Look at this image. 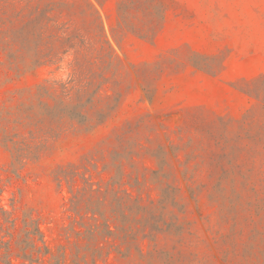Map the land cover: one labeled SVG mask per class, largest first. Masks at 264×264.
Returning a JSON list of instances; mask_svg holds the SVG:
<instances>
[{
	"label": "rangeland",
	"instance_id": "374dc122",
	"mask_svg": "<svg viewBox=\"0 0 264 264\" xmlns=\"http://www.w3.org/2000/svg\"><path fill=\"white\" fill-rule=\"evenodd\" d=\"M47 7L53 12L32 30L41 50L61 55L59 38L75 31L91 46L92 72L108 54L102 26L115 59L102 92L111 98L18 173L0 141L5 208L39 220L53 257L65 253L61 264H76L84 242L64 235L70 193L56 175L85 165L95 182H118L145 204L162 194L176 199L163 205L159 232L147 229L151 237L129 257L113 253L98 264H264V0H0V100L67 79L72 53L34 67L14 39L20 23ZM21 228L19 221L16 238ZM13 248V264H23ZM54 263L51 256L39 264Z\"/></svg>",
	"mask_w": 264,
	"mask_h": 264
},
{
	"label": "trees",
	"instance_id": "16d2710c",
	"mask_svg": "<svg viewBox=\"0 0 264 264\" xmlns=\"http://www.w3.org/2000/svg\"><path fill=\"white\" fill-rule=\"evenodd\" d=\"M88 7L97 19L98 12L89 1ZM53 10L54 8L47 7L39 16L23 21L14 35L23 55L21 59L34 67L56 66L62 62L61 56L69 53L74 56L67 79H45L27 96L25 91H20V101L0 100V141L11 153L14 173H18L30 162L39 161L51 142L68 126L88 124L91 112L101 101L111 98L103 97L102 92L111 80L106 78L105 71L111 72L114 69L115 59L109 42L104 39L102 26L99 24L98 36L103 42V49L105 44L108 46V54L102 56L103 69L92 72L88 58V52L91 51L89 42L75 31H66L65 23L62 28L66 35L59 38L61 44L67 47L62 54L53 50H41L37 42L39 35L32 32L33 26L40 24L41 18H46L48 12ZM15 24L12 22V25ZM107 105L110 110L111 105ZM107 117L104 111L98 113L101 122ZM83 169L84 171H80L74 166L61 168L56 175L59 186L62 187L63 182H66L70 193L65 201L69 224L64 228V235L69 241L76 238L84 242V247L79 246L74 261L76 264H81L82 261L88 263L89 257L88 264H98L99 260L106 261L113 253L129 257L134 244L140 239L151 237V234H147V229H151V232L160 231L158 226L164 218L163 205L168 200L175 202L176 199L172 194H162L159 200H149L145 204L140 196H135L122 184L115 181L105 185L97 183L88 176L87 166L84 165ZM139 183L137 180L136 185ZM19 221L22 224L21 236L16 238L14 231L17 230ZM14 245L20 249L22 256L18 257L24 260L23 264H39L51 256L54 264H61L66 259L65 253L57 258L53 257L39 220L34 219L31 214L20 220L15 210L6 209L0 200L1 263L13 264ZM30 246L31 254L28 251ZM63 249L61 246L59 252ZM139 252L143 253L140 248Z\"/></svg>",
	"mask_w": 264,
	"mask_h": 264
}]
</instances>
